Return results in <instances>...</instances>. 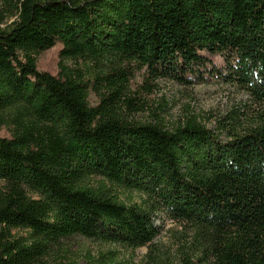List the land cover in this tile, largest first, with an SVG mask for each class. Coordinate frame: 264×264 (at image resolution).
Instances as JSON below:
<instances>
[{"label":"trees","instance_id":"16d2710c","mask_svg":"<svg viewBox=\"0 0 264 264\" xmlns=\"http://www.w3.org/2000/svg\"><path fill=\"white\" fill-rule=\"evenodd\" d=\"M15 1L0 7V264H40L72 234L136 249L158 209L191 223L213 264H264V0ZM56 44L58 72L38 70ZM208 56L241 93L213 126L116 112L131 63L178 77Z\"/></svg>","mask_w":264,"mask_h":264},{"label":"rangeland","instance_id":"374dc122","mask_svg":"<svg viewBox=\"0 0 264 264\" xmlns=\"http://www.w3.org/2000/svg\"><path fill=\"white\" fill-rule=\"evenodd\" d=\"M15 0H0V7L8 13L15 11ZM9 18L6 23L11 20ZM60 44L43 51L37 57V68L55 75L58 72ZM67 66L91 71L89 63L65 60ZM126 87L116 104V112L130 122L161 123L172 127L188 116H195L207 126L241 101V93L226 85L219 73L211 68H222L223 60L208 56L200 69L180 72L178 77L164 76L148 66L131 63ZM88 104H99V96L91 89ZM0 136H8L3 127ZM100 177L91 176L86 185L97 188ZM0 187L2 182L0 181ZM125 203L140 204L138 193L115 189L111 191ZM158 232L154 239L136 249L113 242H105L72 234L55 242L40 259V264H213L205 245L196 239L193 226L170 217L158 209L152 217ZM14 237H26L27 230H14Z\"/></svg>","mask_w":264,"mask_h":264}]
</instances>
